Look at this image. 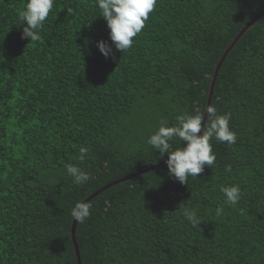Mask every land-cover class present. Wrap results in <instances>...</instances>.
<instances>
[{
    "label": "trees",
    "instance_id": "1",
    "mask_svg": "<svg viewBox=\"0 0 264 264\" xmlns=\"http://www.w3.org/2000/svg\"><path fill=\"white\" fill-rule=\"evenodd\" d=\"M263 11L0 0V264H264Z\"/></svg>",
    "mask_w": 264,
    "mask_h": 264
},
{
    "label": "water",
    "instance_id": "2",
    "mask_svg": "<svg viewBox=\"0 0 264 264\" xmlns=\"http://www.w3.org/2000/svg\"><path fill=\"white\" fill-rule=\"evenodd\" d=\"M264 16V11L261 12L259 15H257L249 24H247L244 29L240 32V34L235 38V40L233 41V43L230 45V47L226 50L225 54L223 55V57L221 58L217 68H216V71H215V75H214V79H213V82H212V86H211V91H210V96H209V101H208V107H207V110H206V113H205V117H204V120H203V124L199 130V133L195 139V141L193 142V144L187 149L185 150L183 153H181L180 155L174 157V158H171L170 160H166L164 161L161 165H164V164H167V163H170L172 161H175V160H178L180 158H183L185 156H187L194 148L195 146L199 143V140L201 139V136H202V133L205 129V126L207 125V122H208V118H209V114H210V111H211V106H212V98H213V95H214V91H215V86H216V82H217V79H218V76H219V73H220V70H221V67L222 65L224 64V62L226 61L227 57L229 56L230 52L234 49V47L236 46V44L239 42V40L242 38V36L249 30L251 29L254 24L260 20L262 17ZM147 172V171H145ZM144 172H140L136 175H140ZM112 185H109L107 187H105L104 189H102L101 191L93 194L91 197H89L80 207L79 209L77 210L76 212V215L74 217V221H73V226H72V240H73V243L75 245V249H76V255H77V258H78V264H82V261H81V255H80V250H79V246H78V242H77V239H76V230H77V225H78V221H79V218L82 214V211L84 210L85 206L88 204V202L90 200H92L93 198L97 197L99 194H101L102 192H104L105 190L109 189Z\"/></svg>",
    "mask_w": 264,
    "mask_h": 264
}]
</instances>
